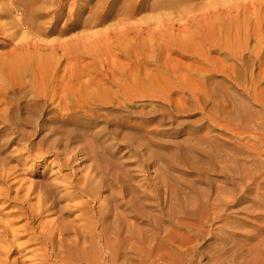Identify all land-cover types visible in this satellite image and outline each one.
Listing matches in <instances>:
<instances>
[{
	"label": "bare ground",
	"instance_id": "6f19581e",
	"mask_svg": "<svg viewBox=\"0 0 264 264\" xmlns=\"http://www.w3.org/2000/svg\"><path fill=\"white\" fill-rule=\"evenodd\" d=\"M68 1L73 9L66 13L65 27H60ZM89 1L0 3V33L5 38L0 50V106L10 93H30L28 99L0 108V134L9 130L0 135V264H132L127 261L130 251L143 256L146 262L141 264H148L151 252L161 253L158 256L166 264H193L196 257L187 250L193 248L189 245L193 234L178 243L177 235H172L167 241L151 244L156 236L153 229L124 227L120 219V226H114V218L105 224L104 218L113 210L107 208L98 217L100 206L94 209L89 200H81L99 187L95 175L70 177L62 169L48 176L40 170L34 173L40 179L33 181L28 162L58 157L57 148L70 150L79 138L96 139L91 126L75 117L93 118L96 109L114 107L105 104H125L142 96L166 99L172 114L194 107L200 114L198 120L217 122L239 141L228 148V144L217 145L213 137L202 136L200 140L210 149L202 147L196 162L205 163L206 171L224 174L230 187L220 198L211 195L212 200L205 199L210 192L225 189L215 186L207 193L196 192V203L186 197L180 200L179 217L184 221L178 223L200 238L208 232L205 227L210 221L229 220L223 214L230 202H238L244 192L264 185V0H123L114 13L116 23L104 32L53 40L42 37L62 35L65 29H76L80 21L84 26L101 24L111 16L110 2L118 0H98L88 16L68 18L82 13ZM146 9L157 11L149 18L153 23L140 16ZM13 10H21L19 16L12 15ZM84 54L97 61L95 72L83 63ZM188 58L193 61L186 63ZM228 60L234 63H226ZM149 63L152 70L147 68ZM245 73L247 87L238 81ZM214 75L242 85L240 97L225 85L226 91L217 93L215 84L207 82ZM112 85L118 87L116 97ZM246 100H253L259 109ZM207 105L213 106L216 115L205 109ZM107 123L111 128L103 132L106 138L116 137L113 126L131 127L116 119ZM90 147L93 152L99 148ZM68 163L67 158L61 162ZM202 169L205 167L200 165ZM177 205L178 201L173 204L174 215ZM156 206H160L158 198ZM135 212L134 219L146 223L145 212ZM49 215L54 217L46 219ZM160 222L157 215L152 227L158 229ZM244 249L240 264H264V243Z\"/></svg>",
	"mask_w": 264,
	"mask_h": 264
},
{
	"label": "rangeland",
	"instance_id": "374dc122",
	"mask_svg": "<svg viewBox=\"0 0 264 264\" xmlns=\"http://www.w3.org/2000/svg\"><path fill=\"white\" fill-rule=\"evenodd\" d=\"M1 2L3 0H0ZM97 2L98 0H90L82 13L70 14L68 18H77L78 15L82 18L88 16L90 9L95 7ZM122 2L123 0L110 2L111 16L101 24L84 26V23L80 21L76 29H65V33L62 35L53 33L42 37L45 40H53L74 37L80 33L104 32L116 23L117 18H114V13L116 7ZM72 9L73 4L68 1L63 11L64 17L59 22L60 27H65L66 13ZM20 12L21 10H13L12 15L19 16ZM156 12L146 9L140 16H145L149 22L153 23L155 20L149 18L155 16ZM4 40V35L0 33V50L4 49L1 46ZM153 49V51L156 50L155 47ZM84 56L83 63L90 65L89 69L95 72L97 61L96 63L93 62V58L87 54ZM119 59L123 63L127 62L126 58L120 57ZM185 61L191 63L193 58L185 59ZM226 63H234V61L228 60ZM153 67L151 63L147 65L148 69L152 70ZM100 68L103 69L101 65ZM246 75V73L240 74L238 81L240 83L245 82L247 87ZM207 82L215 84L214 90L217 93L226 91L224 85L228 91L233 92L238 97L243 92L242 85L233 84L230 79H224L222 75H214ZM117 88L115 85L110 87V90L114 91L113 96L115 97L118 95L115 93ZM29 97L30 93L27 94L26 91L10 93L6 104L4 102L0 108L15 102H22L20 100ZM246 101L253 109H259L253 100ZM105 105L114 107L112 109H96L94 113L97 116L93 118L87 119L83 115L75 117L77 121L86 122L87 126H91L92 134L101 138L97 140V138L94 139L95 137L93 139L82 137L72 143L73 147L70 150L63 152L62 147L57 148L58 157L51 155L40 161L38 159L31 160L28 165L31 167L30 173L33 174V181L40 179V176L34 175L40 170L47 171L48 176H55L62 169L63 173L70 177L95 175V184H99V187L91 197L85 196L81 200H89V205L94 209H98L100 206V211L97 213L98 217L102 212L104 214L107 208L113 210L111 216L104 218L105 224L111 223L114 218V226H120L118 223L120 219L123 221L124 227L128 225L130 228L135 226L153 229L156 231V236L151 240V244L167 241V238L172 235H177L175 243H178L187 235L193 234L192 243L189 244L193 248L187 249L188 252H193L196 257L193 264H240V254L245 251V246L264 243V185L257 191L244 192V197L238 202H230L229 208L223 214L225 217H229V220L216 219L210 221L205 227L208 232L200 238H196V234L191 232L189 227L186 228L178 223L184 221L179 217L180 210L183 208L180 200L186 197L191 203H196L198 201L196 192L207 193L208 189L215 186H222L225 189L210 192V196L205 199L210 198L212 200L211 195L220 198L226 195L224 190L230 187L224 182V174L217 171H206L205 163L196 162V157L201 152L202 147L210 149L205 142L200 140L202 136L206 134L213 137L217 140V145L228 144V148H232L233 144L239 141L238 136L217 122L211 123L206 118L198 120L200 114L198 109L194 107L188 111L172 114L169 110L170 103L166 99L138 96L125 104L115 102ZM205 109H208L211 115H216L213 106L207 105ZM258 114V112L255 113V116ZM45 115H41L39 118L45 117ZM111 119H116L120 123L124 121L125 125L131 127L113 126L112 128L116 129V137L106 138L102 134L107 127L111 128V125L107 123V120ZM33 122L35 123V121ZM26 129L29 131L31 128L27 126ZM8 132L9 130H5L0 135L5 136ZM90 139L91 141H88ZM91 144L95 147L99 146L96 148L97 151H92ZM79 148L81 151L78 152ZM103 148L112 150V153H108ZM66 158L69 163L67 165L61 164ZM200 165L205 169L200 170ZM94 198L95 200H93ZM157 198L160 206H156ZM140 201L144 204L140 205ZM177 201L178 210L174 215L173 204ZM140 209L145 212L146 217L144 219L149 224L147 221L146 223H138V220L134 219V215H137L135 211ZM124 213L127 215L124 216ZM157 215L161 217V226L154 229L152 227L153 221ZM52 217L54 215H49L46 219ZM185 220L190 221V219ZM96 227L100 229V226L97 225ZM164 249L168 251L167 248ZM174 251L179 252L176 249ZM159 254L161 253L151 252L148 264H166L158 256ZM233 254H236V257L232 256ZM127 256L129 257L127 261L132 264L146 262L140 253L130 251ZM179 256L182 259L191 257L190 255ZM211 256H216L217 261L211 260ZM118 261L120 262L121 259Z\"/></svg>",
	"mask_w": 264,
	"mask_h": 264
}]
</instances>
